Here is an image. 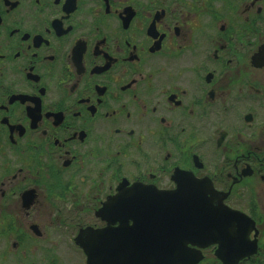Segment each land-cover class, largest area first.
I'll return each mask as SVG.
<instances>
[{
  "label": "flooded vegetation",
  "instance_id": "obj_1",
  "mask_svg": "<svg viewBox=\"0 0 264 264\" xmlns=\"http://www.w3.org/2000/svg\"><path fill=\"white\" fill-rule=\"evenodd\" d=\"M210 187L264 264V0H0V264L117 261Z\"/></svg>",
  "mask_w": 264,
  "mask_h": 264
},
{
  "label": "water",
  "instance_id": "obj_2",
  "mask_svg": "<svg viewBox=\"0 0 264 264\" xmlns=\"http://www.w3.org/2000/svg\"><path fill=\"white\" fill-rule=\"evenodd\" d=\"M191 193L162 191L151 196L147 206L156 208L150 216L156 220L161 217L162 226L156 230L164 233V241L157 245H118L113 247L117 261H111L107 253L101 264H192L200 258H195L189 247L196 241L205 243L198 244L201 247L218 243L216 255L224 264H237L254 252L256 240H251L250 234L255 223L248 215L225 205L212 187L202 196ZM238 234L245 242L240 244ZM84 248L88 264H100L94 246Z\"/></svg>",
  "mask_w": 264,
  "mask_h": 264
}]
</instances>
